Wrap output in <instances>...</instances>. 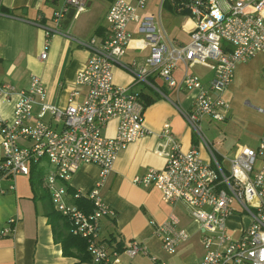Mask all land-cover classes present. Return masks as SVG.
<instances>
[{
    "label": "built area",
    "instance_id": "built-area-1",
    "mask_svg": "<svg viewBox=\"0 0 264 264\" xmlns=\"http://www.w3.org/2000/svg\"><path fill=\"white\" fill-rule=\"evenodd\" d=\"M170 1L177 13L188 10L183 17L189 24L186 31L189 42L182 44L170 38L160 17L141 15L139 10L147 0H134V3L116 0L108 11L109 31L102 42L98 44L94 38L77 41L92 54L70 86L66 107L50 105L40 78L31 76L28 88L16 92L12 117L9 120L0 117V174L28 175L31 165L46 160L51 169L43 176V183L55 210L71 222L72 234L87 241L94 263H110L111 255L117 252L107 251L98 239V231L100 220L113 216L114 211L102 200L99 187L111 173L119 153L150 133L144 126V101L131 86L113 81L112 68L125 53L130 38L127 27L134 23L149 49L144 65L126 66L134 84L152 86L165 97L150 81L151 75L157 74L168 88L197 90L191 109L175 107L198 135L209 161L200 156L195 146L182 151L173 135L164 131L159 135L168 144L164 168L149 169L145 175L135 176L132 182L159 189L168 204L185 206L202 231L204 255L198 264H264V134L255 149L240 147L230 160L229 170H225L200 127L204 118L216 122L226 119L229 106L222 92L230 85L236 66L257 53H264V0ZM85 5L86 0H63V6L53 12V19L58 22L69 7L77 16ZM43 30L45 40L40 61L47 59L50 39L58 33L48 27ZM179 66L182 74L177 81L174 72ZM195 66L213 71L206 88L191 73ZM14 92L12 86L0 84L3 97ZM35 105H39L36 115ZM47 113L59 129L43 121ZM113 119L117 120L116 131L108 137L104 129ZM81 164L96 165L99 180L89 192L70 196L66 182ZM69 197L89 200L93 211L84 212L68 202ZM230 217L244 222L237 229H230ZM152 226L168 255L175 254L178 246L189 238L174 212L162 223L152 222ZM9 232L6 228L1 235ZM123 252L129 258L138 254L149 256L147 248L137 240L128 242ZM149 259L150 264H167L157 256L150 255Z\"/></svg>",
    "mask_w": 264,
    "mask_h": 264
},
{
    "label": "crops",
    "instance_id": "crops-1",
    "mask_svg": "<svg viewBox=\"0 0 264 264\" xmlns=\"http://www.w3.org/2000/svg\"><path fill=\"white\" fill-rule=\"evenodd\" d=\"M115 1L86 0L84 10L77 16H74V9L69 7L64 17L56 22L53 12L63 6V0H0V84L10 85L15 90L8 97L0 94L1 118L9 120L12 117L16 92L28 88L32 75L40 78L46 89V101L50 105L59 108L67 106L70 86L92 54L79 46L77 41L94 38L98 44L102 42L109 31L106 17ZM124 1L134 3V0ZM164 10L172 17L171 22L180 18L178 34H173L177 27L174 23L166 25L164 22ZM139 13L160 17L170 38L182 44L189 42L186 32L189 24L183 25V16L186 14L177 13L170 0H165L162 4L161 0H147ZM43 27L54 29L58 33L50 39L47 59L40 61L39 54L45 40ZM127 31L130 38L125 53L112 68L113 81L117 85L131 86L132 91L144 103L146 98L153 100L144 109V126L150 133L131 142L119 153L111 173L99 187L102 200L114 211V215L100 220L98 239L109 253L116 251L118 243L124 249L128 242L137 240L147 248L149 256H157L167 264H198L204 255L202 231L185 206L182 203L175 206L168 204L163 201L159 189L132 182L135 176H143L149 169L164 168L168 144L164 137L159 136L164 131L173 135L182 151L195 146L200 156L209 161L208 152L198 135L175 107L178 105L184 110L191 109L197 90L168 88L157 74H152L150 81L165 97L152 86L134 84L133 75L126 66L144 65L149 49L144 45V38L137 31L136 24L130 23ZM195 67L199 70L194 72ZM195 67L191 69V73L206 88L213 77V71L205 66ZM181 74L179 66L174 72L177 81ZM242 96H252V101L264 103V53H257L236 66L230 85L222 92V97L229 106L226 119L217 122L225 124L223 129L215 127L216 121L209 118H204L200 123V127L204 126L210 134V142L220 165L223 161L230 166V160L240 147L255 149L259 137L264 134V130L252 127L233 113V102L240 100ZM248 103V100L244 101V105ZM256 109L264 113L261 108ZM38 111L39 105H35L34 115ZM43 121L52 128H60L53 123L48 113ZM116 127L117 120H111L104 129V135L114 136ZM240 130L249 138L247 143H241L237 139ZM34 166H30L28 175L10 177L0 174V264H74L78 260L63 256L61 245L54 241L52 228L45 214L46 207L52 200L43 183V176L51 167L46 160ZM33 170L40 172L41 180H36L34 184L31 183ZM98 180L99 168L96 165L81 164L66 185L75 193H87L95 187ZM68 202L73 203V198L69 197ZM171 212L179 216L181 227L187 230L189 238L178 246L175 254L168 255L162 250L152 222H164ZM243 222L244 219L236 217L228 220L230 229H237ZM6 228L10 232L2 236L1 231ZM149 256L138 254L129 258L121 251L117 255H111L109 264H150ZM84 264L96 263L91 261Z\"/></svg>",
    "mask_w": 264,
    "mask_h": 264
},
{
    "label": "trees",
    "instance_id": "trees-1",
    "mask_svg": "<svg viewBox=\"0 0 264 264\" xmlns=\"http://www.w3.org/2000/svg\"><path fill=\"white\" fill-rule=\"evenodd\" d=\"M152 99L146 98L145 106L152 103ZM34 168L35 166L32 165ZM40 180V172L36 173L33 170V176H31V183ZM68 193L74 195L75 192L68 188ZM51 200V199H50ZM73 203L76 204L80 209L86 213L93 211V204L89 200L83 198L73 199ZM45 214L48 218V222L51 225L54 241L61 245L62 254L66 257H72L78 261L74 264H84L92 261V257L88 252L87 241L80 236L74 235L71 232V222L63 216L60 212L55 210L52 201L46 207ZM124 249L117 244L116 252H121Z\"/></svg>",
    "mask_w": 264,
    "mask_h": 264
},
{
    "label": "rangeland",
    "instance_id": "rangeland-1",
    "mask_svg": "<svg viewBox=\"0 0 264 264\" xmlns=\"http://www.w3.org/2000/svg\"><path fill=\"white\" fill-rule=\"evenodd\" d=\"M163 17H164V22L166 23V25H168L169 23L171 24L174 23L173 25L177 26L173 34H178L180 18H176L175 20H173V22H171L172 17L169 16V14L166 13L165 10L163 11ZM185 24L186 23L184 22L183 25ZM197 70H199L198 67H195L193 69L194 72ZM240 98H241L240 100H235L232 104L233 113L236 114L238 117H241L243 120H246L249 123V125H251L252 127H256L257 129L264 130V113H260L256 109V107H259L262 110H264V103L252 101V96H249V97L242 96ZM245 100L249 101L248 105H244ZM224 125L225 124H221L217 122L214 123V126L218 127L219 130L223 129ZM201 129L203 130V134L207 137V139L211 140L210 134L208 133V131H206L204 126H202ZM237 137H238L237 139L241 143H247V141H249V138H247V135L243 133L242 130L238 132ZM221 166L224 169L229 170V165L223 161H221Z\"/></svg>",
    "mask_w": 264,
    "mask_h": 264
},
{
    "label": "water",
    "instance_id": "water-1",
    "mask_svg": "<svg viewBox=\"0 0 264 264\" xmlns=\"http://www.w3.org/2000/svg\"><path fill=\"white\" fill-rule=\"evenodd\" d=\"M184 13H185V14H188V10H185Z\"/></svg>",
    "mask_w": 264,
    "mask_h": 264
}]
</instances>
